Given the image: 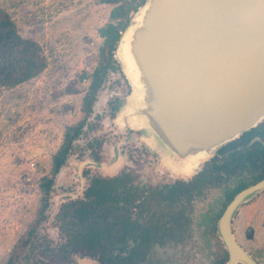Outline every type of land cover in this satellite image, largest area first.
<instances>
[{
  "label": "rangeland",
  "instance_id": "1",
  "mask_svg": "<svg viewBox=\"0 0 264 264\" xmlns=\"http://www.w3.org/2000/svg\"><path fill=\"white\" fill-rule=\"evenodd\" d=\"M0 7L11 15L21 36L42 46L47 58V67L37 78L0 89V264H7L38 217L44 196L41 183L52 176L53 157L64 144L66 131L84 120V96L91 83L87 76L98 67L103 46L99 30L110 22L113 6L101 0H0ZM114 67L102 91L111 99L118 95L121 107L131 87L117 59ZM83 73L87 76L81 78ZM115 119L103 110L85 123L81 142L97 140L101 145L72 146L73 156L61 169L67 173L56 175L50 208L30 243L20 250V264L75 263V257H66L60 248L55 214L77 186L71 180L75 155L81 153L77 160H88L97 150L104 162L109 161L112 148L127 140L125 129L118 126L123 123L118 117L117 125ZM147 146V151L156 152ZM158 154L153 169L161 165ZM147 165L145 161L144 171ZM96 175L91 170L87 179ZM161 176H157L159 182L172 181L166 174ZM221 197L220 190L212 191L206 200ZM198 222L194 220L192 236L183 244L158 249L155 264H210L205 228L199 230Z\"/></svg>",
  "mask_w": 264,
  "mask_h": 264
},
{
  "label": "water",
  "instance_id": "2",
  "mask_svg": "<svg viewBox=\"0 0 264 264\" xmlns=\"http://www.w3.org/2000/svg\"><path fill=\"white\" fill-rule=\"evenodd\" d=\"M114 59L131 87L118 117L136 118L163 158L208 161L264 121V0H145ZM261 186L237 195L219 221L229 264H254L230 221Z\"/></svg>",
  "mask_w": 264,
  "mask_h": 264
},
{
  "label": "flooded vegetation",
  "instance_id": "3",
  "mask_svg": "<svg viewBox=\"0 0 264 264\" xmlns=\"http://www.w3.org/2000/svg\"><path fill=\"white\" fill-rule=\"evenodd\" d=\"M102 87L96 95L91 111L84 110L83 126L77 134L73 133L74 137L68 147L64 164L59 170L66 166L68 159L73 156L72 146L76 148L83 144L81 133L92 115L97 117L103 110L107 111L110 117H116L113 122L117 124L120 98L114 95L111 99V96L102 91ZM130 94L131 89L126 97ZM122 123L123 126L117 125L125 129L127 140L112 148L109 161L104 162L96 149L92 159L77 160L81 153L75 155L76 168L71 170V180L77 186L66 196L69 201L61 205L54 218L60 226L58 236L62 238V252L66 257H75L74 264H108L97 247L93 249L87 237L82 236L84 228L78 223V211L83 210L84 215L94 216L92 219L97 220L99 228L109 227L115 229L116 233L121 232L119 225H116L118 220L129 221V230L132 233L128 234L126 241L113 246L106 244L114 257L118 254L130 257L132 260L128 264H155L154 255L158 249L181 245L191 238L195 219L199 220V230L205 228L203 236L209 244L210 264H218V261L221 264H229L231 255L220 238L219 221L237 195L252 187L261 186L264 182V132L255 133L247 144L231 147L244 133L219 149L213 158L202 163L195 174L185 178L174 176L164 165L162 156L159 169H153L152 166H155L160 156L157 150H146V145L151 146L140 128ZM263 123L264 121L253 129L263 126ZM87 145L99 147L101 142L91 140L81 147ZM223 148L225 149L221 152ZM236 152L238 154L235 157L233 153ZM218 159L220 166H212ZM145 161L148 163L146 171L142 169ZM102 165H105V170L100 168ZM91 170L97 171L98 175L87 179ZM66 173L64 169L61 175ZM165 174L171 182L158 181L157 176ZM56 175L52 174L50 177L53 178V184L50 187L47 206L40 216L38 213V222L35 220L27 244L45 220L46 211L51 205V190ZM218 190L221 191V198L206 200L209 192ZM98 191L102 195L105 193L106 197L102 203L97 204L100 210L96 211L93 206H96L94 200L98 199ZM101 209L103 212H100ZM230 231L237 245L254 264H264V185L234 210ZM145 232H149V236L140 237ZM26 245L23 248L27 247ZM44 250H47V246ZM19 262L20 254L16 263L20 264ZM236 264L248 263L238 260Z\"/></svg>",
  "mask_w": 264,
  "mask_h": 264
},
{
  "label": "trees",
  "instance_id": "4",
  "mask_svg": "<svg viewBox=\"0 0 264 264\" xmlns=\"http://www.w3.org/2000/svg\"><path fill=\"white\" fill-rule=\"evenodd\" d=\"M101 2L110 4L113 8L110 12V22L99 30V35L103 39V46L100 49L98 67L95 68L92 75L87 76L86 73L81 75V78L87 76L91 79L88 91L84 96V110L86 111H91V106L95 101L98 91L105 83L109 72L115 69L114 51L120 39L121 32L126 28L129 22L130 14L135 12L145 0H101ZM46 67L47 58L43 52L42 46L31 38H24L21 36L11 15L0 7V89L16 87L35 79ZM75 92L76 91H73L72 93ZM83 123L84 121L79 126L71 127L66 131L64 144L53 157V175L59 173L60 167L64 164L68 147L73 140V133L77 134L83 126ZM259 132H264V123L263 126L246 132L240 139L234 142L231 147H236L238 144L249 143L253 135ZM224 149L225 148H223L221 152H223ZM237 154V152L233 153V156L236 157ZM219 161L218 159V163L213 162L212 166H220ZM52 184L53 178H43L41 189L44 196L39 216L47 206V199ZM96 194L98 199L94 200L96 206H93V210L97 211V204L102 203L106 194L104 193V195H102L100 191L96 192ZM100 212H103V209H101ZM83 213V210L78 211V218L80 216L78 223L84 228L82 236L87 237L93 249L97 247V250L101 252V256L106 259L108 264H128V262L132 260L130 257L121 256L120 254L114 257L111 249H108L106 244L113 246L118 244V242L123 243L126 241L128 234L132 233V231L129 230L131 228L129 221L126 219L121 221L118 220L116 225H119L121 232L116 233L115 229H110L109 227L103 229L99 228L97 220L92 219L94 216L89 217V215H84ZM38 219L39 218L36 219L37 222ZM32 230L33 225L26 233L25 239L19 242L14 255L7 264L16 263L20 250L28 243ZM148 236L149 232H145V234L140 237L146 238ZM104 240L106 242L102 243ZM218 264L221 263L218 261Z\"/></svg>",
  "mask_w": 264,
  "mask_h": 264
},
{
  "label": "bare ground",
  "instance_id": "5",
  "mask_svg": "<svg viewBox=\"0 0 264 264\" xmlns=\"http://www.w3.org/2000/svg\"><path fill=\"white\" fill-rule=\"evenodd\" d=\"M124 45H121L120 48V52H124ZM129 76L130 72L128 71ZM132 78V77H131ZM119 120H121V122H124L123 119L121 118V116H119ZM128 124L133 127V128H139L140 123L139 121L134 118V119H128ZM149 142V141H148ZM150 143V142H149ZM204 160H200V161H194V160H181L178 162H173L171 159H168L166 157L163 158V163L165 166H167L173 173L174 176L179 177H191L193 174H195L196 170H198V168L200 167V165L202 163H204Z\"/></svg>",
  "mask_w": 264,
  "mask_h": 264
},
{
  "label": "built area",
  "instance_id": "6",
  "mask_svg": "<svg viewBox=\"0 0 264 264\" xmlns=\"http://www.w3.org/2000/svg\"><path fill=\"white\" fill-rule=\"evenodd\" d=\"M35 169H36V168H35V163H31V170H32V171H35ZM29 180H30V179H28V181H29Z\"/></svg>",
  "mask_w": 264,
  "mask_h": 264
}]
</instances>
